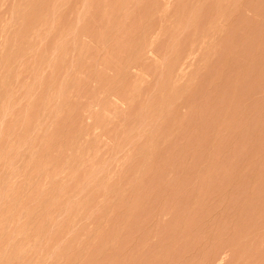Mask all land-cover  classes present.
Here are the masks:
<instances>
[{
	"label": "rangeland",
	"instance_id": "obj_1",
	"mask_svg": "<svg viewBox=\"0 0 264 264\" xmlns=\"http://www.w3.org/2000/svg\"><path fill=\"white\" fill-rule=\"evenodd\" d=\"M0 264H264V0H0Z\"/></svg>",
	"mask_w": 264,
	"mask_h": 264
}]
</instances>
